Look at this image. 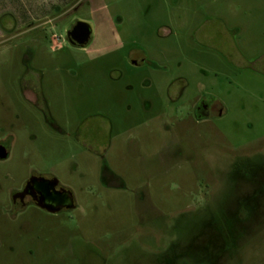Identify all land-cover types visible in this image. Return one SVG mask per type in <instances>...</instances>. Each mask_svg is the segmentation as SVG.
<instances>
[{
  "label": "rangeland",
  "instance_id": "obj_1",
  "mask_svg": "<svg viewBox=\"0 0 264 264\" xmlns=\"http://www.w3.org/2000/svg\"><path fill=\"white\" fill-rule=\"evenodd\" d=\"M0 5V264H264V0ZM32 175L73 207L14 211Z\"/></svg>",
  "mask_w": 264,
  "mask_h": 264
},
{
  "label": "flooded vegetation",
  "instance_id": "obj_2",
  "mask_svg": "<svg viewBox=\"0 0 264 264\" xmlns=\"http://www.w3.org/2000/svg\"><path fill=\"white\" fill-rule=\"evenodd\" d=\"M4 11L5 8L0 5V19L11 18L12 15ZM38 16L43 19L46 17V15L40 14ZM137 65L139 64L137 63ZM194 102L192 111L198 119L209 118L211 115L222 113L220 103L210 94H199ZM0 146L5 149L2 145ZM6 155H8L7 151ZM54 181L56 180L42 175H32L27 178L21 187L11 194V204L14 211L24 210L28 205L53 215L63 209H71L73 202L69 193L61 189Z\"/></svg>",
  "mask_w": 264,
  "mask_h": 264
},
{
  "label": "water",
  "instance_id": "obj_3",
  "mask_svg": "<svg viewBox=\"0 0 264 264\" xmlns=\"http://www.w3.org/2000/svg\"><path fill=\"white\" fill-rule=\"evenodd\" d=\"M66 37L70 45L80 48L85 47L91 37L90 26L83 21H77L67 31ZM6 157L7 155L5 149L0 146V159H4ZM54 182H56L57 185V181Z\"/></svg>",
  "mask_w": 264,
  "mask_h": 264
}]
</instances>
